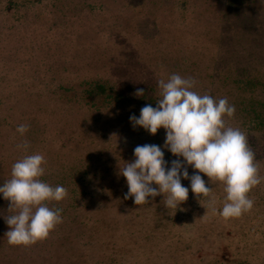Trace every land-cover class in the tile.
<instances>
[{
    "label": "rangeland",
    "instance_id": "374dc122",
    "mask_svg": "<svg viewBox=\"0 0 264 264\" xmlns=\"http://www.w3.org/2000/svg\"><path fill=\"white\" fill-rule=\"evenodd\" d=\"M172 74L235 107L225 124L246 135L261 177L240 217L220 215L224 185L203 173L210 195L182 177L189 195L177 209L163 194L125 199L119 169L136 146H161L169 167L183 162L163 148V128L151 135L129 120L157 106L158 82ZM97 83L113 92L89 95ZM34 153L45 158L41 179L66 189L46 202L62 222L9 245L0 196V264H264V0H0V185Z\"/></svg>",
    "mask_w": 264,
    "mask_h": 264
},
{
    "label": "clouds",
    "instance_id": "9594fccd",
    "mask_svg": "<svg viewBox=\"0 0 264 264\" xmlns=\"http://www.w3.org/2000/svg\"><path fill=\"white\" fill-rule=\"evenodd\" d=\"M160 96L157 106L147 104L139 116L131 115L132 126L141 127L151 135L165 130L164 149L180 159L165 160L162 147L155 144L138 145L134 148V160L119 169L126 178L128 191L125 199L132 198L136 205L149 202L163 194V204L168 209H177L188 199L189 187L182 184L190 180V189L196 196L207 197L215 179L224 185L225 203L220 215L237 218L250 211L254 201L250 191L261 182L255 153L248 146L246 135L238 128L228 127L224 117H232L235 107L226 98H214L209 94L194 91L195 80L172 74L159 82ZM144 89H137L135 96H144ZM23 136L28 131L26 124L16 128ZM25 142L17 145L27 151ZM194 173L189 176L184 164ZM45 158L42 154L24 155L11 170V179L0 185V196L9 202L10 214L5 218L9 230L5 236L9 245L29 246L48 237L55 226L62 222L61 210L50 209L46 202L62 201L66 189L53 187L41 179L45 173ZM153 185H156L154 187ZM214 203L210 200V204Z\"/></svg>",
    "mask_w": 264,
    "mask_h": 264
},
{
    "label": "trees",
    "instance_id": "16d2710c",
    "mask_svg": "<svg viewBox=\"0 0 264 264\" xmlns=\"http://www.w3.org/2000/svg\"><path fill=\"white\" fill-rule=\"evenodd\" d=\"M110 92H113L111 87H108L102 83H97L95 84V87L92 86V89L88 91V94L91 96L98 97L104 95L107 96L110 94Z\"/></svg>",
    "mask_w": 264,
    "mask_h": 264
}]
</instances>
